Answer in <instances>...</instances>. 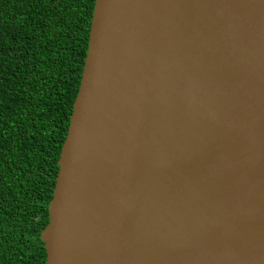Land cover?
<instances>
[{
	"label": "water",
	"instance_id": "obj_1",
	"mask_svg": "<svg viewBox=\"0 0 264 264\" xmlns=\"http://www.w3.org/2000/svg\"><path fill=\"white\" fill-rule=\"evenodd\" d=\"M44 264H264V0H94Z\"/></svg>",
	"mask_w": 264,
	"mask_h": 264
},
{
	"label": "trees",
	"instance_id": "obj_2",
	"mask_svg": "<svg viewBox=\"0 0 264 264\" xmlns=\"http://www.w3.org/2000/svg\"><path fill=\"white\" fill-rule=\"evenodd\" d=\"M94 0H0V264H44L39 240Z\"/></svg>",
	"mask_w": 264,
	"mask_h": 264
}]
</instances>
